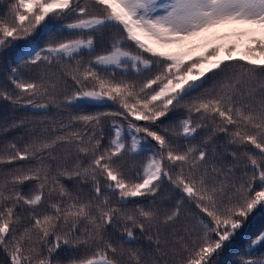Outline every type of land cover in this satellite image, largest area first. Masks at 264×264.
I'll return each instance as SVG.
<instances>
[{
  "label": "snow or ice",
  "instance_id": "obj_1",
  "mask_svg": "<svg viewBox=\"0 0 264 264\" xmlns=\"http://www.w3.org/2000/svg\"><path fill=\"white\" fill-rule=\"evenodd\" d=\"M5 54L0 264H220L264 219V0H0Z\"/></svg>",
  "mask_w": 264,
  "mask_h": 264
},
{
  "label": "trees",
  "instance_id": "obj_2",
  "mask_svg": "<svg viewBox=\"0 0 264 264\" xmlns=\"http://www.w3.org/2000/svg\"><path fill=\"white\" fill-rule=\"evenodd\" d=\"M10 59H11L10 54H5L3 57H0V66H2L3 62ZM95 110L97 109L91 107L88 109V111H95ZM25 114H30V113H23V112L17 113V115H21V116ZM7 115H9L8 106L5 104V102L0 101V120H2ZM15 135H17V132L15 131L9 132L7 134V138L11 139ZM167 195H168V189L167 187H165V191L162 192L160 197L157 198L158 201H160V203H162L164 207L170 206L167 200L163 199V197H166ZM261 228H264V219H257L254 222H250L248 225H246L243 232L237 236L233 244L227 247L224 250V252H222L221 255L217 258L220 264H234V261L244 254L243 247L244 245L247 244V237H250L251 235L255 234ZM137 235H139V233H137ZM0 258H3L2 252H0Z\"/></svg>",
  "mask_w": 264,
  "mask_h": 264
},
{
  "label": "rangeland",
  "instance_id": "obj_3",
  "mask_svg": "<svg viewBox=\"0 0 264 264\" xmlns=\"http://www.w3.org/2000/svg\"><path fill=\"white\" fill-rule=\"evenodd\" d=\"M203 49L199 50V51H202ZM199 51L197 53H194V55H198L199 54Z\"/></svg>",
  "mask_w": 264,
  "mask_h": 264
}]
</instances>
